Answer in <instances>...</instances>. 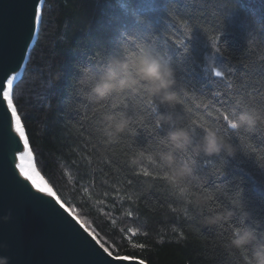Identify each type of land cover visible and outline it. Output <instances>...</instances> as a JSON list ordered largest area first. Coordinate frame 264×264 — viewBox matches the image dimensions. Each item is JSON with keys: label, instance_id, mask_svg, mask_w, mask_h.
<instances>
[{"label": "trees", "instance_id": "16d2710c", "mask_svg": "<svg viewBox=\"0 0 264 264\" xmlns=\"http://www.w3.org/2000/svg\"><path fill=\"white\" fill-rule=\"evenodd\" d=\"M197 29L191 55V46L181 42ZM144 45L173 66L174 104L160 105L143 92L96 104L76 87L78 66L100 70L108 55ZM217 55L221 78L203 70ZM13 102L37 170L114 255L148 264H243L244 254L225 246L241 223L239 212L232 222L207 226L192 192L211 190L212 203L222 207L243 201L250 213L244 223L264 236V120L252 130L231 129L221 115L244 107L264 113V0H44ZM108 112L130 117L115 137L104 131ZM159 113H171L177 126L198 135L215 125L238 152L177 153L178 162L193 163L195 179L172 185L156 158L169 127L157 125ZM129 228L139 232L133 236Z\"/></svg>", "mask_w": 264, "mask_h": 264}, {"label": "clouds", "instance_id": "9594fccd", "mask_svg": "<svg viewBox=\"0 0 264 264\" xmlns=\"http://www.w3.org/2000/svg\"><path fill=\"white\" fill-rule=\"evenodd\" d=\"M75 85L84 91L86 98L96 104L106 101L114 94L123 92H143L160 105H172L177 102L174 90L176 76L173 66L160 54L144 45L129 54H110L103 68L94 69L89 65L77 67ZM104 131L109 137H115L124 132L130 123V117L125 112H108L103 116ZM264 120V113L256 108L244 107L235 113L232 123L234 129L252 130L258 121ZM158 126L168 125L166 135L161 139L162 148L156 153L159 166L166 168L164 175L172 185H178L187 177H194V167L191 161L178 162L177 153L189 152L206 156L226 153L234 156L237 146L230 142L215 125L205 126L202 134H197L191 127L177 126L171 113H159L156 117ZM151 159V157H150ZM132 163H137L133 159ZM187 187H181L180 192H188ZM192 203L205 210L201 222L207 226H220L233 221L239 212L241 223L234 226L225 246L243 253V264H264V236L257 234V229L244 223V218L250 213L242 201L236 207L214 205L215 194L192 192ZM9 211L0 220H11ZM0 264H9L7 256L0 255Z\"/></svg>", "mask_w": 264, "mask_h": 264}, {"label": "water", "instance_id": "95a60500", "mask_svg": "<svg viewBox=\"0 0 264 264\" xmlns=\"http://www.w3.org/2000/svg\"><path fill=\"white\" fill-rule=\"evenodd\" d=\"M37 3L38 0H0V65L6 66L14 57L31 26ZM39 27L40 22L38 31ZM37 37L38 32L31 49ZM10 144L6 124L0 120V217L12 213L11 220H0V255L7 256L9 264H104L100 245L94 249L95 242L87 233L79 230L92 243L77 232L65 213L51 203L35 199L19 186L5 159ZM103 256L107 258L106 254ZM115 256L107 258L109 264H139L142 260L127 256V260L116 261Z\"/></svg>", "mask_w": 264, "mask_h": 264}, {"label": "snow or ice", "instance_id": "6c2138e0", "mask_svg": "<svg viewBox=\"0 0 264 264\" xmlns=\"http://www.w3.org/2000/svg\"><path fill=\"white\" fill-rule=\"evenodd\" d=\"M43 3L44 0H38V5L34 8L33 11L34 24L38 23L40 20L42 14L41 6L43 5ZM197 31L200 33L198 29L194 31H190L187 40L181 42L191 46L190 49L191 55H195L193 42L197 40V36H196ZM206 46L208 47L207 44ZM212 46L215 47V44L213 43ZM221 61H222V57L217 55L216 58L213 59L211 63L206 64L203 70L207 75H210L214 78L223 77L224 72L218 66ZM17 77H18L17 74L13 71L10 65L7 66L0 65V120H2L6 124L8 137L10 141L14 144L12 154L15 159L13 160V165L16 170L17 169L19 170V175L23 176L26 181L31 182V187L37 189L39 193H47L49 197H56V201L58 202L60 198L56 195L53 189L48 185V183L41 176L40 172L37 170L36 163L34 161L33 149L30 146L29 133L26 129L25 124L22 122V118L18 113L17 106L13 102L14 82L17 81ZM149 103H151V101H149ZM189 111L191 110L189 109ZM235 113L236 112L229 113L228 111L221 113L223 120L226 121L227 125L231 129H234L232 119ZM201 126L203 127V125ZM144 175L147 176L150 175V173L145 171ZM165 179H167L166 176ZM29 189L31 190V188ZM68 211H72V210L69 209ZM127 215L129 217H132L133 213L129 211ZM77 232L86 240H88V238L84 236L83 233L79 232V230H77ZM128 232L134 236L136 233L139 232V229L129 228ZM131 238L132 237L130 236L129 239L131 240ZM88 242L92 243L91 240H88ZM96 244H99L100 246L98 247V249L102 250V252L100 253L102 261L104 262V264H109L107 258H111L113 256V253L109 251V249L106 248L104 244L100 243V241L98 240L96 241V243L92 244L94 249L96 248ZM135 246L137 245H134V247ZM138 246L143 247V245H138ZM105 253H107V258L103 256V254ZM114 259L116 261L127 260L129 259V257L115 256ZM111 261L113 260L111 259ZM139 264H145V262L143 260H140Z\"/></svg>", "mask_w": 264, "mask_h": 264}, {"label": "bare ground", "instance_id": "6f19581e", "mask_svg": "<svg viewBox=\"0 0 264 264\" xmlns=\"http://www.w3.org/2000/svg\"><path fill=\"white\" fill-rule=\"evenodd\" d=\"M37 5H38V3L36 4V6ZM41 7H43V6H41ZM40 19H41V17H40ZM39 22H40V20H39ZM39 22L34 24L33 23V17H32L31 26H30L27 34L24 36V38H23L21 44L19 45V47H18L14 57L12 58V60L7 64V65H10V67L13 69V71L17 74L18 77L22 74V71L24 69V65L26 63V59H27L28 54L31 50L32 44L36 38V35L38 32ZM6 130H7V127H6ZM13 148H14V144L11 142L8 149H6L5 159H6V162L9 166V168H10V173H12L15 176L16 181L18 182L19 186L23 190H26L27 192H29L28 193L29 195H31L32 197H34L35 199H37L39 201H42L45 203H51L52 202L51 204L54 205V207L57 211L65 213L71 219V221H73L74 226L78 230H81V231L87 233V235L90 237V239L96 243L97 240L94 238L93 234L91 232H89L90 230L83 223H81L82 221L72 211H68L69 207L61 199H59V201L57 202L56 197H49L47 193H39L37 189H35L34 187H31L30 181H26L23 176L19 175V170L18 169L16 170L14 168V165H13V160L15 159L13 154H12ZM29 188H31V190ZM61 205H63V206H61ZM96 245L99 246V244H96ZM105 254L107 255V253H105Z\"/></svg>", "mask_w": 264, "mask_h": 264}, {"label": "rangeland", "instance_id": "374dc122", "mask_svg": "<svg viewBox=\"0 0 264 264\" xmlns=\"http://www.w3.org/2000/svg\"><path fill=\"white\" fill-rule=\"evenodd\" d=\"M34 155V154H33Z\"/></svg>", "mask_w": 264, "mask_h": 264}]
</instances>
